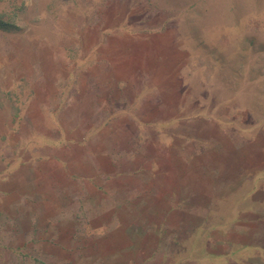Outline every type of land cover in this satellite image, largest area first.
<instances>
[{
  "label": "rangeland",
  "instance_id": "374dc122",
  "mask_svg": "<svg viewBox=\"0 0 264 264\" xmlns=\"http://www.w3.org/2000/svg\"><path fill=\"white\" fill-rule=\"evenodd\" d=\"M0 264H264V0H0Z\"/></svg>",
  "mask_w": 264,
  "mask_h": 264
},
{
  "label": "trees",
  "instance_id": "16d2710c",
  "mask_svg": "<svg viewBox=\"0 0 264 264\" xmlns=\"http://www.w3.org/2000/svg\"><path fill=\"white\" fill-rule=\"evenodd\" d=\"M121 124H124V122H121Z\"/></svg>",
  "mask_w": 264,
  "mask_h": 264
}]
</instances>
